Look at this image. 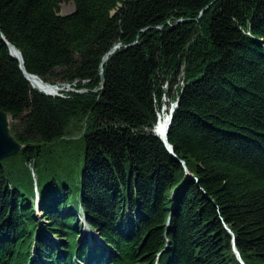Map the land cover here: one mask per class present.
I'll return each instance as SVG.
<instances>
[{"label": "trees", "instance_id": "1", "mask_svg": "<svg viewBox=\"0 0 264 264\" xmlns=\"http://www.w3.org/2000/svg\"><path fill=\"white\" fill-rule=\"evenodd\" d=\"M65 1L0 0V264H264V0Z\"/></svg>", "mask_w": 264, "mask_h": 264}, {"label": "water", "instance_id": "2", "mask_svg": "<svg viewBox=\"0 0 264 264\" xmlns=\"http://www.w3.org/2000/svg\"><path fill=\"white\" fill-rule=\"evenodd\" d=\"M5 42H6V44L9 47L11 56L14 57L15 59H17L19 61L20 69L22 70L25 78L28 81H29L28 76H30V75L36 76L40 81H42V83L44 85H47L48 87H54V88H56L57 89V92H55V93H49V92H46V91H44V90H42V89H40L38 87H35V86H33V85L30 84L33 88H36V89H38V90H40V91H42V92H44L45 94H48V95H58V94H61L60 93L61 91H67L68 90L67 88L64 87V86H66V87L69 88V84L68 83H49V82H44L37 75L28 73L24 69V65H23L24 62H23V58H22V55H21L20 51L13 44H11L10 42H8L6 40H5ZM13 50H15V54L13 53ZM109 53L110 52H107L102 57L101 67H102L103 63L107 60V57H108V54ZM100 74H102V68H101ZM177 105H178V99H176V101L172 102L171 105H170V107H169V109H168V112H169L168 113L169 121H168V124H167V127H166V130H165V133H164V136L163 137L158 136L155 133L154 128H153V132L155 133V135L163 142L164 146L166 147V149L168 150V152L172 156H175V154L173 152V148H172L171 144L168 141L167 133H168V130H169L170 126H171L172 114H173L174 110L176 109ZM164 108L165 107H163V109ZM10 121H11V115L8 112H5L4 110L0 109V160H2L3 158H5L7 156H10V155H13V154L17 153L21 149V147H22V145L20 144V142L16 139V137L11 132V129H10ZM73 137H75V136H73ZM76 137H79V136H76ZM57 141H59V140H57ZM228 230L230 231L229 228H228ZM232 235H233V233H232ZM234 240H235V238H234V235H233V238H232L233 249H234V251H235V253H236L239 261L242 264H244V262L242 261V259L240 257L239 251L236 249Z\"/></svg>", "mask_w": 264, "mask_h": 264}, {"label": "bare ground", "instance_id": "3", "mask_svg": "<svg viewBox=\"0 0 264 264\" xmlns=\"http://www.w3.org/2000/svg\"><path fill=\"white\" fill-rule=\"evenodd\" d=\"M13 53L15 54V50H13ZM28 78H29L30 84L35 86V87H38V88H40L46 92H49V93L57 92L56 88L48 87L47 85H44L42 83V81H40L36 76L30 75V76H28ZM168 113L169 112L168 111L165 112L164 109L162 111L158 112L157 121H156V124L154 126V131L160 137L164 136V133H165L168 121H169Z\"/></svg>", "mask_w": 264, "mask_h": 264}, {"label": "rangeland", "instance_id": "4", "mask_svg": "<svg viewBox=\"0 0 264 264\" xmlns=\"http://www.w3.org/2000/svg\"><path fill=\"white\" fill-rule=\"evenodd\" d=\"M74 9V4L72 1H65V2H62L60 3L59 5V13L61 14H65V13H69L71 12L72 10ZM58 83H62V82H58ZM65 88L69 89L68 87L64 86ZM172 102H170L167 106V109H169L170 105H171ZM76 137V136H75ZM72 136V138H75Z\"/></svg>", "mask_w": 264, "mask_h": 264}]
</instances>
